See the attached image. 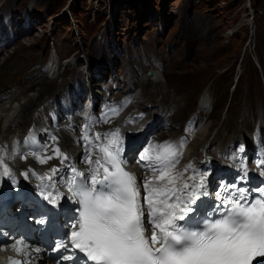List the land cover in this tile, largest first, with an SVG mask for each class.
I'll use <instances>...</instances> for the list:
<instances>
[{"label":"rangeland","instance_id":"1","mask_svg":"<svg viewBox=\"0 0 264 264\" xmlns=\"http://www.w3.org/2000/svg\"><path fill=\"white\" fill-rule=\"evenodd\" d=\"M9 16L17 22H30L24 24L30 29L28 37L18 34L17 42L30 46L26 53H34L33 71H42L41 65L44 68L53 56L65 60L61 66L64 77L58 79L59 83L63 79L70 83L79 71L85 85L89 64L104 68L110 63L116 68L104 71V76L116 71L135 86L140 80L130 81L125 65L140 54L143 59L140 61L138 57L132 63L144 62L148 71L156 62L160 65L172 62L167 71L181 75L192 86L193 95L181 103H187L185 120L194 113L209 112L202 108L203 98L208 104L218 99L221 108L213 116L218 122H222L231 105L239 111L246 105L248 111L252 100L257 111L254 117L251 115L250 130L263 120L258 97L262 95L264 99V71L256 46L264 47V0H0V19ZM108 48L113 51L106 56L103 51ZM146 49L152 50V54L148 56ZM17 50L15 43L0 59L11 54L21 63L28 55L15 56ZM72 56L77 58L69 68L66 61ZM2 70L8 84L0 87V96L10 91L9 97L19 94L21 86L12 87L11 75L15 72L3 69L0 63V73ZM92 75L98 77L96 70ZM49 97L47 94L36 102L30 113ZM160 98L155 95L152 104Z\"/></svg>","mask_w":264,"mask_h":264},{"label":"snow or ice","instance_id":"2","mask_svg":"<svg viewBox=\"0 0 264 264\" xmlns=\"http://www.w3.org/2000/svg\"><path fill=\"white\" fill-rule=\"evenodd\" d=\"M113 114L118 115V111L113 110ZM87 127L83 140L91 146ZM106 137H110L106 144L95 145L103 155L95 161L91 152L86 157L85 162L95 167L87 174L71 167V177L61 180L80 207L67 242L57 243L54 250L78 249L93 264H264V188L256 189L260 198L249 201L245 189L222 184L217 197L225 195L213 209L218 218L212 219L211 213L198 211V202L208 196L207 174H200L198 181L189 177L178 186L183 174L173 169L181 153L173 144L165 143L145 149L140 157L156 164L150 166L153 177L144 181L145 195L141 198L135 175L124 167L119 129ZM100 139L97 133L96 140ZM53 158L61 163L68 160L58 147L51 156H36L41 164ZM0 168L3 176L15 183L2 155ZM59 171L53 167L38 177L42 182L40 195L53 206H58L64 193L55 183L43 182H51ZM23 175L27 178L28 173ZM38 223L45 224L46 220L41 218ZM11 247L25 259L10 257L9 264H30V246L24 240L16 239ZM34 251L39 253L40 249Z\"/></svg>","mask_w":264,"mask_h":264},{"label":"bare ground","instance_id":"3","mask_svg":"<svg viewBox=\"0 0 264 264\" xmlns=\"http://www.w3.org/2000/svg\"><path fill=\"white\" fill-rule=\"evenodd\" d=\"M37 1V0H36ZM40 2V0H38ZM8 14V13H7ZM13 16V15H11ZM14 17H8L9 19V26L11 27L10 33L13 35L26 34V38L28 37V32L30 29H27L24 27L25 21H14L12 20ZM23 18V16H21ZM20 29V32L18 29ZM7 32H8V28ZM24 38V37H23ZM18 41V40H17ZM16 45L19 48L17 52L15 53V56H24L27 54V58L25 57L21 63L18 64L21 60L15 59V57L10 52L7 51L9 54L7 59H4L6 56L0 59V63L3 64V69L6 68V70L11 69L13 72L11 75V78L14 79V84H12V87H20L21 90L19 94L14 95L9 100H6L5 102H2L0 105V140L5 139L7 140L11 135H21L27 132L28 128L35 123L36 121H39V116L41 115V110H39L43 105L46 104V102H42V104L32 113H30L31 107L41 100L44 96L49 94V98H54L61 90L62 88L66 87L68 85L67 81L63 79L62 83L58 82V77L63 76L59 75L61 73L62 67L59 66L60 58H57V56H53L51 67L49 70V73L47 75H39L41 72H35V70H32L33 66V60L35 58L34 53H26V49H30V46H24L22 43L17 42ZM29 43V42H28ZM262 46V45H261ZM23 49V51L21 50ZM264 47H258L256 46V54L260 57L261 60V66L263 67L264 71ZM113 49L108 48L105 52L106 56H109L111 54H108L107 52H111ZM247 50V48H246ZM138 51V50H137ZM248 52V51H247ZM145 53L149 56L152 54V50H147ZM168 54V52H167ZM248 54V53H246ZM140 58V61L143 59L140 54H137ZM159 56H162V54H159ZM158 56V57H159ZM169 56L171 57L172 54L169 52ZM137 57H132L137 58ZM77 58L76 56H72V58L68 59L66 61L67 66L70 68L73 64L74 59ZM251 58V57H250ZM27 59V61H26ZM88 59V58H87ZM4 61V62H3ZM11 61V62H9ZM248 64L250 65V61L247 59ZM172 63V62H171ZM171 63H167L166 65L160 66L162 70H159L156 67H152V70L155 71L154 75L151 77L147 76V72L142 75L140 79L139 88L141 89V92H136V107L139 108L141 111H147L149 110V105L153 103V99L155 95H160L161 98L156 101V106L158 108L164 107V106H172L175 105L177 107V113L171 118L173 120V123L169 124L170 128H178V126L184 125L186 120L184 119L185 115V109L187 107V103L181 104L183 102H187L192 94L191 85L188 82H185L181 75L172 74L167 71L169 69V66ZM89 64V59H88ZM109 65L105 66L104 68L102 66L93 65V67L89 66L86 68V86L84 87V90L88 89H94L96 85V78L93 76V71L96 70V74L103 76L104 71L111 70L112 68H116L115 66H112L110 63ZM135 64V63H134ZM134 64L132 62H129L126 66V69L129 74H131L132 80L134 78L139 79L138 72L145 69V66L142 62H137L136 67L138 68V71H136L137 68L134 67ZM59 66V67H58ZM58 67V73L56 72ZM205 68V67H204ZM150 69V68H149ZM69 72H72L70 69H68ZM75 70V68H74ZM77 71V69H76ZM253 71V70H252ZM6 75V73L2 70L0 73V87L7 85L8 82L3 79V75ZM57 75V76H56ZM81 75V72L77 71L75 73V77H79ZM244 76V74L242 73ZM7 76V75H6ZM64 77V76H63ZM245 80L247 79L246 76ZM74 78V77H73ZM181 80V81H180ZM236 80V79H235ZM175 81H178L176 83ZM24 83V85H23ZM227 83V82H226ZM251 87V86H250ZM238 88V87H237ZM86 92V91H85ZM178 95L181 97L178 98ZM258 97L259 101L261 102V109L262 114L264 115V99L262 95H259ZM211 98V97H210ZM49 101V100H48ZM251 103L248 104V111H246L244 105L243 107L239 108L234 107V105H231L228 111V114L222 119V122H218L213 118V116H217L218 110L221 108L220 104L218 103V99L214 98L213 102L211 103L212 112L209 114V118L206 121V123L198 130L196 136L194 137V140L192 143L186 148L184 157L185 160L190 161V159L196 158L198 155L201 156V149L208 146L204 153V157L212 156L215 160L218 159H224L226 156H229L230 158L227 159V162L229 163V168L232 169L233 163L238 164L240 163L241 157L239 156H248V165L250 169L253 172H256V174H253V176H258V170L262 169L264 170V158L260 159L256 157V154H261L264 156V153L262 152L261 148L252 147V150L245 151L243 148L242 143H237L239 141H249L251 140V135L246 133L248 130H250L252 123L251 119L256 115L257 107L254 104L253 100L250 101ZM202 107H206L208 102L206 99H202ZM234 107V109H233ZM217 110V111H216ZM244 111V112H242ZM160 112L159 110L157 111ZM161 113H164L161 112ZM37 116V117H36ZM182 132H177L170 130L167 134H162L163 137H178L181 135ZM167 135V136H166ZM66 142H71L70 138L66 135L65 136ZM262 141V138H261ZM263 142V141H262ZM251 144H248L250 147ZM70 148V147H69ZM38 149V153L29 157V160L31 162H34V164H39L38 160L36 159V156H51L53 155V152H50L48 149V145L45 144L43 146L36 147ZM73 149V150H72ZM69 150L76 153V149L72 147ZM203 156V155H202ZM201 157H199L200 159ZM17 163L21 166L22 169L26 167V164L21 163L19 160ZM58 165L57 162L53 159L48 160L47 163L42 164V167L40 169L44 168V171L50 166V165ZM200 170L211 172V165L205 164L199 167ZM31 169L35 170L36 167L32 166ZM241 170V169H240ZM232 171H238L237 169H232ZM242 171V170H241ZM32 175L35 177V174L32 173ZM213 177H218L216 173H212ZM226 175H223L220 177L221 180L225 179ZM53 180H56V177H53ZM224 197L223 194L218 198L217 196H207V200L202 202H198L199 208L198 211L201 212L203 210L208 211L210 209V203L211 201L217 202L220 200V198ZM29 253V249H28ZM24 260L25 256L21 254H17L11 245L2 247L0 249V259L3 258L4 262L9 263V258ZM37 260H40L39 257H37ZM28 259L30 261V264H33V261L30 258V253L28 256ZM43 261H40L39 264H52L51 261H48L46 259H41Z\"/></svg>","mask_w":264,"mask_h":264},{"label":"water","instance_id":"4","mask_svg":"<svg viewBox=\"0 0 264 264\" xmlns=\"http://www.w3.org/2000/svg\"><path fill=\"white\" fill-rule=\"evenodd\" d=\"M150 75H152V73H150Z\"/></svg>","mask_w":264,"mask_h":264}]
</instances>
